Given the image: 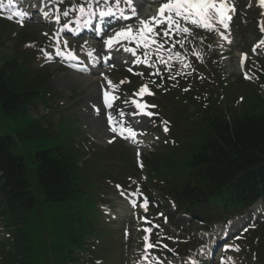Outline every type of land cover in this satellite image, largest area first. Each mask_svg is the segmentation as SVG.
Wrapping results in <instances>:
<instances>
[{"label": "rangeland", "instance_id": "374dc122", "mask_svg": "<svg viewBox=\"0 0 264 264\" xmlns=\"http://www.w3.org/2000/svg\"><path fill=\"white\" fill-rule=\"evenodd\" d=\"M237 2L242 4L241 9L243 11L242 14L244 15V17L238 16V21L236 23L237 29L232 32L234 37H232V44L228 47V51L231 55V57H229V60L231 61V66L233 69H235L234 62L237 61L239 52L245 51L246 49L248 50V47L256 42L259 30L256 28L255 20L259 19L260 17L262 18L261 10L253 6L252 0H249V2L247 0H237ZM249 5L251 6L249 7ZM30 25H32V27H25V29H23L25 30V32L21 36L22 39L26 41L33 40V37H36L35 31L40 33L44 30H48L47 27L39 26L38 24ZM33 27H36L37 29ZM18 29L19 28L15 27L14 32L21 31ZM28 33L32 34V37ZM175 39L177 38L174 37L173 41ZM157 40L159 41L160 37H157ZM165 48H168V46H166ZM19 49L23 51V46L19 44L15 34L12 35V32L10 31L0 32V56L1 53L18 56ZM144 51L138 56L143 58ZM25 52L28 51L26 50ZM194 52L197 53L196 51L189 50L183 53L185 63L190 65V67H187L186 69V72H188V74L181 76L177 81H170L169 85L171 89L166 92L165 99L163 101L156 102L154 100H151V104L155 106L154 109L158 123H164L165 121H167V124H171L175 118L180 119L181 117H183L178 126L174 128V130L169 135L165 136L158 142V148L160 149L161 154H176L172 166H161V170L164 173L168 174L170 177L181 176L183 174L178 171V168L183 166L185 162L188 164L189 157L193 153H195L202 145L198 144L202 141L203 134L206 135V125L201 121L200 114L196 111V107H194V104L203 108H208V110L212 112H221L230 101L236 100V92L238 90V87H241V90H243V94L245 97V102L243 105H245L247 100L250 101L251 99H253L252 101H255V98H253L254 89L251 84L261 81V78H259L257 74L259 70L263 69L261 60L254 59L251 68H246L250 76L253 77L252 79L243 80L238 76H234L233 78H230L227 82H225L222 75V69L217 66V64L211 57L202 53H198V58L197 55L194 54ZM28 53L32 55L31 52ZM120 56L121 53L117 56V58H120ZM152 58L153 61H156L155 54L152 55ZM130 60L131 58L128 60V62H130ZM200 63L203 66H200ZM51 68L55 69L57 67L51 66ZM111 74L112 73L107 72L104 78H102V82L110 81ZM122 74L123 75H121L120 77L126 76L124 73ZM235 80H242L243 82L247 81L251 84L239 82L232 88V82ZM62 81L69 82L72 81V79L65 75L62 77ZM178 83L193 86L196 88V91H179L176 88ZM225 83L226 85L224 86ZM65 86L70 85L66 84ZM59 88V85L54 83V86L52 85L51 90L55 92ZM85 96H87V94L84 95V97ZM53 97L55 99L59 98L58 96H56V94H53ZM158 98L161 97L158 96ZM81 104L85 105L84 102H81ZM32 105H43L42 111L45 114H48V112L51 110L49 104H44L41 99L33 100ZM71 105L74 107V109L76 108L77 111L79 110V104H77V101L72 102ZM187 107H190L192 109L195 108V110L192 112L190 110V113L185 116L184 114H182V112H184ZM52 112L55 113V111ZM53 117H55V122L57 123L53 126V130L46 131L44 130V127H41L43 129L42 132H38V124L51 122L52 115H44L41 116L40 119L32 116H30V118L19 117L13 119L12 117L6 116L0 108V135H6L7 133H10L11 135L18 137L17 147L15 148L16 154L30 158L37 149H46L49 145H51V143H55L57 139H60L63 143L66 140L65 138H63L66 137L65 134H74L77 130H79L78 125L75 124L76 121H74L73 117L67 112L62 111L61 113L55 114ZM32 119L35 120V124L29 125V122ZM98 141L101 145H104V141H102V139H98ZM196 145H198V148L194 149L192 153H189V148H193ZM153 149V145H151L147 147L146 151H151ZM87 167L91 172L102 169L100 163L88 165ZM145 173L148 181H153L150 173L148 171H146ZM127 182H129V180H127ZM129 185L130 184H126V188H128ZM108 189H110L111 192L107 194L109 196H106V200L109 201L104 206L105 208H103V211L107 212L109 217L116 216L117 221L110 222L109 224H112V226L117 230V233L110 230L109 227H107L106 224L102 222L100 214L98 215L95 213L94 225L90 229L86 228L83 230L84 236L92 232V241L90 242L88 248L91 256L90 260H86V264H122V252L124 253L123 264L127 263V260L125 258H130L133 253H135L132 255V259L134 260L133 264H141V234L134 239V234L140 233V230L143 226L140 222L141 220L140 218H136L133 220L132 217L128 216L123 207V202L117 198L116 194L113 193V188L108 187ZM118 214H120L122 217L117 216ZM1 228L2 227L0 225V229ZM123 228L124 230L129 231V238L128 241H126V245H124V249H122V243L118 239V237L120 239L122 238L121 233ZM171 230H173L172 227ZM174 231L175 233L172 234H178L176 229ZM1 234L2 233H0V236ZM164 236L165 234L163 232H160L157 236L159 237L158 241H161ZM227 244L228 243L225 240L222 243V246H227ZM227 247L229 248V246ZM186 248L189 249L190 247L187 246ZM62 256H64V254L60 253V251H56L55 248L51 245L49 236L48 234H46V232H37L35 234H31V244L29 245V250L27 251L29 264H65ZM165 259L168 262L172 261L171 259H175L178 262L180 260V258L176 257L175 255H173L172 258L165 257ZM242 260V258H236L234 259L233 263L239 264L240 262H242Z\"/></svg>", "mask_w": 264, "mask_h": 264}, {"label": "trees", "instance_id": "16d2710c", "mask_svg": "<svg viewBox=\"0 0 264 264\" xmlns=\"http://www.w3.org/2000/svg\"><path fill=\"white\" fill-rule=\"evenodd\" d=\"M13 85L9 87L0 71V108L5 115L15 117L23 113L20 109L23 91ZM14 143L12 137L0 136V171L6 173L0 195L6 202L9 224L20 226L15 237L28 241L27 219L35 200L21 161L12 154ZM37 162L36 182L47 202L64 200L71 188L60 167L63 164L46 154L38 155ZM179 189V202L185 204L200 202L203 192H213V201L228 208L259 193L264 198V115L236 119L230 124L214 117L209 122L205 143L190 158L187 179L180 182Z\"/></svg>", "mask_w": 264, "mask_h": 264}, {"label": "snow or ice", "instance_id": "6c2138e0", "mask_svg": "<svg viewBox=\"0 0 264 264\" xmlns=\"http://www.w3.org/2000/svg\"><path fill=\"white\" fill-rule=\"evenodd\" d=\"M124 2L131 9L132 15L136 16L137 12L133 7V0H124ZM257 2L261 8H264V0H257ZM9 3H13V0H9ZM118 5L119 0H117V7ZM250 6L251 5H249V7ZM234 11V5L227 3V0H167V2L160 3L159 8L154 14L150 15L148 19L138 18V23L136 25H128L120 28V30L116 31L114 35L109 36L106 40H104V44L107 48L111 49L113 45L119 44L121 41H127L129 44L134 43L136 46L135 48L122 45L125 52L131 53L133 56H135L133 63L144 64L152 68L156 67V63L170 67V62L175 59L178 60L183 67H190V65L185 63L184 57H182L180 53H174L172 52L171 47L165 48L164 45L172 42V47H174L175 44H179L181 47H183L185 40L192 34V30L188 27V25H192L195 28L204 29L209 32L217 31L221 39H226L224 34L219 32V28H223L225 31L228 30L229 23L232 19L231 13ZM79 12L82 15L85 14V8L80 7ZM87 14L90 16L96 15L95 12L91 11V7H89ZM98 14L101 19L116 15V13L113 12L111 8H109L107 11L101 9L99 10ZM45 15H47V13H45ZM63 15L67 16L68 12L65 11ZM262 15H264V13H262ZM24 16L25 13L21 11H15L12 15L7 16L6 18L10 21L16 19L17 23L22 26ZM120 18L128 19L129 17L125 16L123 11H120ZM57 21H59V17H57ZM88 22L90 21H86V23ZM64 27L67 28V25H64ZM97 31H99V29H97ZM260 31L264 33V23L261 24ZM173 35L179 36L181 39L173 41ZM157 37H160L159 41L157 40ZM261 46H264V38H262L257 43V45L253 46V53H255L257 48ZM141 47L145 49L143 58L136 54L137 49ZM56 54L62 55L59 47L56 49ZM153 54L156 55V62L150 63ZM194 54L199 58L198 53L194 52ZM68 56L72 59L75 58L72 53H68ZM89 56H91V52H89ZM165 56L167 58H165ZM246 59V54H242L239 61L241 69H243ZM129 71H131V69H129ZM153 74L160 75L159 70ZM179 74L180 73H178V75ZM138 75L142 74L138 73ZM170 78L175 79V77ZM244 78L252 79L253 77L249 76L247 72H245ZM121 83H125V81H121ZM108 86L112 89L116 88V86L113 85L111 81H108ZM145 94L151 95L152 93L149 91L147 85H142L135 95L143 96ZM115 99H117V97L112 95L109 91H105L103 93V103L108 108L112 107L113 101ZM131 103L140 110L141 114L146 116L153 115L152 112L145 111V109L148 107H155L154 105L149 106L139 103L136 100H132ZM108 124L111 126L110 131L115 134L114 137L108 141L109 143L113 142L115 136L130 139L134 143L136 142V133L131 129L112 126L114 121L111 115L108 117ZM164 124L167 125V121H165ZM164 130L168 131V128L165 127ZM137 156H139V153H137ZM141 167H143L142 164ZM117 187H119V185ZM140 206L146 207L147 201H145L144 204ZM145 231L148 232L151 231V229H145ZM155 246L156 245H153L149 242L147 236L144 237L142 260L146 261L149 259V249H152ZM236 250L238 251L239 249L237 248ZM152 259L154 260L155 258ZM156 264H159V262L157 261Z\"/></svg>", "mask_w": 264, "mask_h": 264}, {"label": "bare ground", "instance_id": "6f19581e", "mask_svg": "<svg viewBox=\"0 0 264 264\" xmlns=\"http://www.w3.org/2000/svg\"><path fill=\"white\" fill-rule=\"evenodd\" d=\"M135 9L138 11H140L142 9L141 5L136 3ZM110 21V20H109ZM102 21V24L104 26H108V24H111L113 22L112 21ZM263 22H264V18H263ZM127 24V23H125ZM123 23H120V25H125ZM96 46V44H90V49H93ZM124 57H127V55H124ZM77 79L80 80L81 82H83L88 89H95V91L97 90V86H98V82H96V77H94V75L92 73L89 74L88 77L86 76H80V75H76ZM95 122L97 123L99 130L102 131L103 130V124H102V120L101 119H95Z\"/></svg>", "mask_w": 264, "mask_h": 264}]
</instances>
